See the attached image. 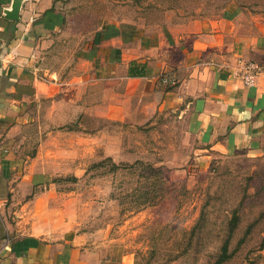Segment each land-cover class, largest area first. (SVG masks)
Returning <instances> with one entry per match:
<instances>
[{
    "label": "crops",
    "instance_id": "crops-1",
    "mask_svg": "<svg viewBox=\"0 0 264 264\" xmlns=\"http://www.w3.org/2000/svg\"><path fill=\"white\" fill-rule=\"evenodd\" d=\"M147 3L20 0L14 21L7 17L14 0H0V264H134L131 255L102 258L72 230L7 219L14 189L1 176L43 102L55 115L96 102L107 117L124 120L173 109L202 163L264 155V13L231 0L195 14L180 5L158 15V1ZM131 63L142 76H128ZM247 63L262 69L251 87L236 76Z\"/></svg>",
    "mask_w": 264,
    "mask_h": 264
},
{
    "label": "rangeland",
    "instance_id": "rangeland-1",
    "mask_svg": "<svg viewBox=\"0 0 264 264\" xmlns=\"http://www.w3.org/2000/svg\"><path fill=\"white\" fill-rule=\"evenodd\" d=\"M157 1L160 15L231 0ZM239 1L264 13V0ZM87 107L55 115L43 102V113L35 110L21 128L1 176L14 189L4 207L14 226L69 229L102 258L131 255L134 264H214L227 239L222 264H264V155L202 163L173 109L124 120L107 117L96 102Z\"/></svg>",
    "mask_w": 264,
    "mask_h": 264
},
{
    "label": "trees",
    "instance_id": "trees-1",
    "mask_svg": "<svg viewBox=\"0 0 264 264\" xmlns=\"http://www.w3.org/2000/svg\"><path fill=\"white\" fill-rule=\"evenodd\" d=\"M127 74L129 77H138V76H142L143 72L137 70L135 63H131ZM139 165H141V164L139 163ZM149 169L151 172L155 171L151 166H149ZM145 177L146 176H143L142 178H145ZM155 199H156V197L154 198L153 202H155ZM237 223H238V218H237V216L233 215V217L230 221V229H229L228 238H230V236L232 235L234 229L236 228ZM228 251L229 250H228V239H227L225 241V243L223 244V246L221 248V253L219 254V256H218V258L214 264H222L223 262H225L230 257V254Z\"/></svg>",
    "mask_w": 264,
    "mask_h": 264
},
{
    "label": "built area",
    "instance_id": "built-area-1",
    "mask_svg": "<svg viewBox=\"0 0 264 264\" xmlns=\"http://www.w3.org/2000/svg\"><path fill=\"white\" fill-rule=\"evenodd\" d=\"M261 72V67L253 63H247L242 66L236 76L242 80L245 86L251 87L255 84L256 78Z\"/></svg>",
    "mask_w": 264,
    "mask_h": 264
},
{
    "label": "water",
    "instance_id": "water-1",
    "mask_svg": "<svg viewBox=\"0 0 264 264\" xmlns=\"http://www.w3.org/2000/svg\"><path fill=\"white\" fill-rule=\"evenodd\" d=\"M20 6V0H14V4L12 6L11 12L7 14L8 19L17 20L18 19V9Z\"/></svg>",
    "mask_w": 264,
    "mask_h": 264
}]
</instances>
